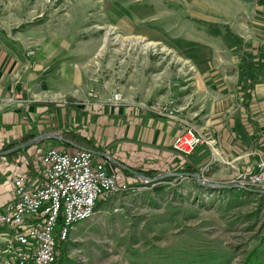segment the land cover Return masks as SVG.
Returning a JSON list of instances; mask_svg holds the SVG:
<instances>
[{
	"label": "rangeland",
	"instance_id": "obj_1",
	"mask_svg": "<svg viewBox=\"0 0 264 264\" xmlns=\"http://www.w3.org/2000/svg\"><path fill=\"white\" fill-rule=\"evenodd\" d=\"M263 52L264 0H0L6 107L20 104L44 132H83L117 94L138 111L200 124L221 98H252L243 89L254 93ZM225 86L232 97L217 93ZM216 166L206 172L214 185L170 175L104 198L57 264H264V191L240 185L249 170L210 180Z\"/></svg>",
	"mask_w": 264,
	"mask_h": 264
},
{
	"label": "crops",
	"instance_id": "obj_2",
	"mask_svg": "<svg viewBox=\"0 0 264 264\" xmlns=\"http://www.w3.org/2000/svg\"><path fill=\"white\" fill-rule=\"evenodd\" d=\"M257 65L254 68L256 70L253 80L256 83L254 93L251 85L243 89L249 95L252 94L248 102L239 100L237 96L232 97L233 89L225 86L217 93L225 95L224 92H228L227 95L233 98L232 101L221 98L215 102L216 105L213 108L217 113L213 114L212 111L203 118L200 124L194 119L189 120L206 138L205 144L198 146L192 155L184 156L173 148L175 136L187 124L173 117H158L147 111H138L137 107L132 104L122 101L120 103L121 99H116V102H104L102 108L95 111L98 114L95 119L92 120V115H90L86 123H83V132L73 126H68L61 132L48 131H55L69 140L71 135H76L75 141L67 142L70 143L69 146L62 145L59 139L48 137L45 140L47 145L43 143V139L21 149L16 156H8V153L1 155L0 213L7 212L9 205L13 202L12 180L15 176L26 175L32 186L44 181L42 154L48 147H51L50 144L53 141H57L69 150L70 147L91 149L96 160L106 162L109 171H118L123 174L124 179H129L131 182L146 179L137 175L133 170L146 176L149 172L156 173V176H170L180 173V169L186 165H191L201 172L204 164L211 161L212 169L214 163L217 165L216 170L210 176V180L213 181L229 180L241 170H252L255 168L254 166L250 169L254 165L253 162L261 161L264 157L262 137L264 131V68L257 70ZM1 77L2 75L0 79ZM209 79L212 78L209 77ZM3 82V80L0 81V151L6 150V145L11 142L19 144L25 136L47 132L41 131L40 124H31L25 115L20 114V104L17 105L18 107L16 105L12 108L6 107L5 97L11 89H4ZM17 101L19 102L20 99L17 98ZM256 104L261 110L254 109ZM242 147L246 148V152ZM252 149L256 157L249 162V157L253 153ZM104 200V198L101 199L98 205ZM3 233L4 228L0 225L1 242H3ZM2 247L4 248V243Z\"/></svg>",
	"mask_w": 264,
	"mask_h": 264
},
{
	"label": "built area",
	"instance_id": "obj_3",
	"mask_svg": "<svg viewBox=\"0 0 264 264\" xmlns=\"http://www.w3.org/2000/svg\"><path fill=\"white\" fill-rule=\"evenodd\" d=\"M98 93L92 91L91 95ZM262 136L264 140V131ZM205 142V136L190 125L175 136L173 148L189 156ZM42 163L45 177L40 184L30 185L26 175L12 180L13 202L0 215L4 228L1 264H55L74 225L92 218L101 199L136 193L148 183L145 179L131 182L120 172L109 171L106 162L96 160L87 148L70 151L51 146L43 152ZM210 165L204 164L200 172L205 181ZM238 182L264 189V157L256 168L240 174Z\"/></svg>",
	"mask_w": 264,
	"mask_h": 264
},
{
	"label": "water",
	"instance_id": "obj_4",
	"mask_svg": "<svg viewBox=\"0 0 264 264\" xmlns=\"http://www.w3.org/2000/svg\"><path fill=\"white\" fill-rule=\"evenodd\" d=\"M48 137H53L55 139H59L61 141H64V142H71L69 139L55 133V132H45V133H42L36 137H33V138H30L26 141H23L19 144H16L15 146H13L12 148L10 149H6L4 151H0V156L1 155H6L7 153L9 152H12V151H16V150H19V149H24L32 144H35L37 142H40L41 140L43 139H46ZM137 175H141L143 178H146L145 180H147V182H155L156 180H158L159 178L161 177H165V175H158V176H155V177H149V176H146V175H143L141 172L139 171H136V170H133ZM172 175H186L188 177H193V178H196L197 181L200 183V184H204V185H214L213 183L209 182V181H205L202 179V176H201V173L200 172H193V173H184V172H180V173H174ZM168 176V175H167ZM217 184V183H216ZM242 187H247V186H242ZM257 191H264L263 189H256Z\"/></svg>",
	"mask_w": 264,
	"mask_h": 264
},
{
	"label": "trees",
	"instance_id": "obj_5",
	"mask_svg": "<svg viewBox=\"0 0 264 264\" xmlns=\"http://www.w3.org/2000/svg\"><path fill=\"white\" fill-rule=\"evenodd\" d=\"M264 68V52L261 54V56H260V59H259V63H258V65H257V70H262ZM259 72V71H258ZM36 136H38L37 134H35V133H33L32 135H30V136H25L19 143H21V142H23V141H26L27 139H29V138H33V137H36ZM71 138H70V140H73V141H75V139H77L76 138V135H71L70 136ZM69 139V138H68ZM60 143L62 144V145H64V146H69V144L70 143H67V142H63V141H60ZM16 144H18V142H11V143H9L8 145H6V147H5V149H9V148H11V147H13V146H15ZM21 152V149L20 150H16V151H12V152H9L8 153V156H16V155H18L19 153ZM181 170V172H184V173H192V172H195V171H197V168H193L191 165H186V166H184L182 169H180ZM148 176H150V177H155L156 176V173H152V172H149L148 174H147ZM62 244H65V242L64 243H62ZM60 259V254L58 255V259H57V262L55 263V264H57L58 263V260Z\"/></svg>",
	"mask_w": 264,
	"mask_h": 264
}]
</instances>
